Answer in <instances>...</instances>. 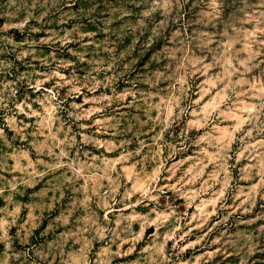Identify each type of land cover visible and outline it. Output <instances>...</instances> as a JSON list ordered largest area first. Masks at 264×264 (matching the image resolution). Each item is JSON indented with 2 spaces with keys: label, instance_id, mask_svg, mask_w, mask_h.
<instances>
[{
  "label": "rangeland",
  "instance_id": "1",
  "mask_svg": "<svg viewBox=\"0 0 264 264\" xmlns=\"http://www.w3.org/2000/svg\"><path fill=\"white\" fill-rule=\"evenodd\" d=\"M0 264H264V0H0Z\"/></svg>",
  "mask_w": 264,
  "mask_h": 264
}]
</instances>
